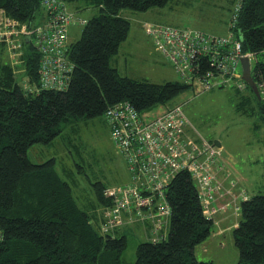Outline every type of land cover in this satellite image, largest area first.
Here are the masks:
<instances>
[{"label": "trees", "instance_id": "16d2710c", "mask_svg": "<svg viewBox=\"0 0 264 264\" xmlns=\"http://www.w3.org/2000/svg\"><path fill=\"white\" fill-rule=\"evenodd\" d=\"M168 1L64 0L86 23L81 37L68 45L75 67L62 89L42 85L41 53L34 36L22 38L18 57L11 55L5 40L0 41V264H125L122 255L128 236L115 234L125 224L106 236L101 234L112 204L105 191L111 186L94 183L97 202L83 209L72 186L58 172L56 157L37 162L30 149L36 143L51 145L65 123L105 116L119 101H130L141 113L159 106L169 109L178 106L170 104L173 99L195 88L181 79L155 83L121 75L111 64L130 29L122 11H145ZM95 8L98 14L89 19L82 14ZM0 9L29 26L39 25L34 23L43 14L41 0H0ZM238 30L243 50L262 56L252 66L262 98L251 91L237 106L254 102L263 120L264 0H244ZM167 195L171 226L168 223L155 232L154 218L127 223L146 228V238L138 244L131 264H214L196 255L197 246L214 227V218L203 208L197 180L189 171H180ZM239 207L240 219L233 230L240 254L237 264H264V194L242 200Z\"/></svg>", "mask_w": 264, "mask_h": 264}, {"label": "built area", "instance_id": "2783aa9c", "mask_svg": "<svg viewBox=\"0 0 264 264\" xmlns=\"http://www.w3.org/2000/svg\"><path fill=\"white\" fill-rule=\"evenodd\" d=\"M234 1L227 34L150 21L144 24L156 49L172 64L179 79L198 87L199 92L232 84L245 91L248 85L241 60L247 56L252 62L255 55L243 50L238 35L244 0ZM41 4L46 18L37 26L22 24L1 10L0 41L5 40L11 55L18 57L22 54V38L29 40L34 36L41 53L42 85L62 89L68 86L75 67L68 57L70 27L84 25L86 19L70 10L64 0H41ZM105 116L115 147L127 163L130 181L106 189L112 204L107 207L102 233L109 234L124 224L148 218L156 219L155 232L162 230L172 213L168 186L174 175L183 170L197 180L205 213L214 217L217 209L213 203L218 194L232 192L218 179L224 148L205 137L192 135L181 105L148 119L130 101L123 100L110 106ZM239 209L235 207L237 212Z\"/></svg>", "mask_w": 264, "mask_h": 264}, {"label": "rangeland", "instance_id": "374dc122", "mask_svg": "<svg viewBox=\"0 0 264 264\" xmlns=\"http://www.w3.org/2000/svg\"><path fill=\"white\" fill-rule=\"evenodd\" d=\"M234 4V0H169L162 7H153L145 11L126 8L122 14L130 21L128 37L121 44L119 52L112 56L111 64L121 75L139 80L155 83L177 80L179 75L175 68L156 49L152 36L146 33L145 22L200 28L216 34H227ZM2 13L0 9V20ZM82 14L89 19L98 14V9L86 10ZM45 18L43 12L34 24L44 22ZM83 29L84 25L71 26L70 42L77 41ZM258 58L255 56L252 59L253 68ZM198 89V87L188 89L170 104L182 105L190 122L189 130L193 132L192 135L202 136L211 141H221L224 155L233 156L237 160L238 168L249 177L253 192L264 194V121L254 102L246 103L243 108L237 106L243 95L247 93L252 95L254 91L251 87L240 91L233 84L202 92ZM166 108L159 106L145 111L144 115L151 119ZM62 128L61 135L51 145L34 144L30 149L31 158L42 162L56 157L58 172L72 186L79 205L89 210L92 208L90 204L97 202L93 184L96 182L106 186L125 184L129 174L127 163L115 147L105 116L65 123ZM237 218L238 215L232 218L231 222L235 223ZM169 225L171 226L170 223ZM128 226L125 224L115 232L117 235L125 233L128 236V246L122 255L125 264H131L136 260L137 246L144 241L142 235L132 234ZM225 231L227 235L215 238L218 232L213 229L211 236L215 240L210 242L207 240L196 248V255L200 260H212L214 264H237L240 254L232 229ZM101 234L108 235L102 233V230Z\"/></svg>", "mask_w": 264, "mask_h": 264}, {"label": "crops", "instance_id": "0c3cea01", "mask_svg": "<svg viewBox=\"0 0 264 264\" xmlns=\"http://www.w3.org/2000/svg\"><path fill=\"white\" fill-rule=\"evenodd\" d=\"M221 145L223 147L222 142ZM233 159V156H226L223 153L220 160V162L222 163V167L218 170V179L223 183V185L231 187L232 192L227 194L224 193L221 195L218 194V198L213 203V206L217 209V212L213 217V229H216L218 232L215 238L227 235V232L225 230L232 229L233 232L234 228L238 225L239 221V212L235 210V207L239 206L242 200L249 199L256 194V192H253L254 189L250 186V179L246 175V172L240 170L238 168L237 160L234 159L233 161ZM128 178H130L129 174ZM234 181H236L235 185L231 186V182ZM237 215V221L235 223L231 222V219L236 218ZM127 225H129L132 234L136 233V235H142L141 237L146 238V228L144 227V225L140 223ZM167 226L168 224L166 225V227ZM208 238L205 241L209 240L207 242H210L211 240H215V238L211 235ZM199 246H201V244Z\"/></svg>", "mask_w": 264, "mask_h": 264}, {"label": "water", "instance_id": "95a60500", "mask_svg": "<svg viewBox=\"0 0 264 264\" xmlns=\"http://www.w3.org/2000/svg\"><path fill=\"white\" fill-rule=\"evenodd\" d=\"M242 69H243V78L247 82V84L252 88L254 93L257 95L258 98H262V93L259 88L258 83L256 82L254 75H253V68L252 62L249 57L245 56L242 58ZM214 142L221 146V142L219 140H214Z\"/></svg>", "mask_w": 264, "mask_h": 264}, {"label": "flooded vegetation", "instance_id": "af4514ba", "mask_svg": "<svg viewBox=\"0 0 264 264\" xmlns=\"http://www.w3.org/2000/svg\"><path fill=\"white\" fill-rule=\"evenodd\" d=\"M214 142V141H213ZM215 143V142H214ZM216 144V143H215Z\"/></svg>", "mask_w": 264, "mask_h": 264}, {"label": "clouds", "instance_id": "9594fccd", "mask_svg": "<svg viewBox=\"0 0 264 264\" xmlns=\"http://www.w3.org/2000/svg\"><path fill=\"white\" fill-rule=\"evenodd\" d=\"M239 212V211H238Z\"/></svg>", "mask_w": 264, "mask_h": 264}]
</instances>
